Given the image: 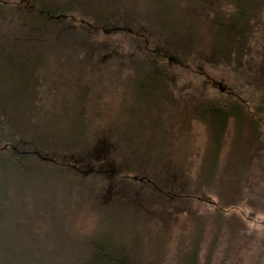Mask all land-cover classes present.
Segmentation results:
<instances>
[{
	"label": "trees",
	"instance_id": "16d2710c",
	"mask_svg": "<svg viewBox=\"0 0 264 264\" xmlns=\"http://www.w3.org/2000/svg\"><path fill=\"white\" fill-rule=\"evenodd\" d=\"M224 4L0 0V264H61L64 256L57 247L61 250L60 238L69 229L65 217L47 223L38 219L33 226L29 208L76 199L81 182H98L119 212L103 223L98 235L88 237L85 253L72 252L66 264L79 259V264H160L169 250L168 208L172 216H185L168 264H214L221 241L230 243L247 229L236 210L245 200L247 171L262 140L260 105L242 102L230 90L190 103L196 107L192 117L204 125L206 135L192 183H181L178 174L176 178V161L168 151L176 123L170 121V102L176 96L173 67L188 61L231 67L245 61L254 45H264V0ZM100 33L103 39L97 37ZM73 41L82 49L78 54L65 51L64 43L73 47ZM201 43L213 56L199 52ZM128 51L143 78V97L155 100L161 114L160 126L149 130L150 140L142 132L135 137L148 145L160 139L158 156L147 155L144 162L141 146L109 154L98 135L88 149L85 126L55 130L36 119L46 105L47 74L57 76L62 61L68 69L77 60L84 71L88 59L104 64ZM41 140H59L62 148ZM258 209L264 214V203Z\"/></svg>",
	"mask_w": 264,
	"mask_h": 264
},
{
	"label": "rangeland",
	"instance_id": "374dc122",
	"mask_svg": "<svg viewBox=\"0 0 264 264\" xmlns=\"http://www.w3.org/2000/svg\"><path fill=\"white\" fill-rule=\"evenodd\" d=\"M215 5L225 8L224 0H215ZM151 15L149 11V16ZM97 37L103 39L104 34L100 33ZM200 37L202 42L204 36ZM69 43H64L65 51L78 54L82 50L77 41H73V47H70ZM204 44L208 45L207 41ZM261 44L259 42L254 45L253 53L245 61L232 64L231 67L208 64L199 66L198 62L188 61L182 66H174L172 70L176 78V96L173 97L174 101L170 102V121L176 123L168 151L172 154L169 156H173L172 159L176 161L175 176L178 178L177 174L179 175L181 183H192L206 140L204 125L192 117L196 111V107L190 104L192 101L201 104L219 98L223 92L230 90L238 94L242 102L260 105L262 108L259 114L262 140L257 150L258 156L254 158V165L247 171L249 179L245 200L236 210L245 221L247 229L240 231L230 243L226 238L221 241L214 264H264V214L258 212V208L264 203V45ZM199 46V52L204 51L205 55L213 56V50L206 51L203 43ZM131 54L128 51L127 58L116 57L104 64L96 59H88L89 64L83 67L84 71L80 70L77 60H72L73 68L68 69L67 63L62 61L61 72L57 76L47 74L49 87L46 105L36 119L44 121L45 127L51 126L55 130L72 125L85 126L88 131L85 140L88 149L97 143L94 138L98 135V140L103 139V146L109 154H114L122 147L131 151L136 146H141L144 162L148 160L147 155L158 156L161 140L155 138L152 145L146 142L150 140V128L154 124L160 126L157 119L161 114L155 100L149 101L143 97L139 89L143 78L137 72ZM177 103L180 104L179 108ZM136 132H142L143 137L147 136L148 140H137ZM157 135L158 133L156 137ZM41 141L62 148L59 140ZM96 184L81 182L77 186L76 199H61L57 203L52 201V204H49L50 201H44L29 208L33 226L38 225V219L47 223L61 215L65 217L69 229L65 230L66 234L60 238L61 250L57 247V250L62 252L61 258L64 256L61 264L68 263L66 258H71L72 252L85 253L87 245L90 244L88 237L91 234L98 235L103 223L119 212L118 208L111 207L107 190H101L98 182ZM167 211L170 216L167 220L169 234L166 240L169 250L164 252L163 262L160 264L170 262V256L176 251L173 246L176 245V239L185 224L183 214L172 216V210L168 208ZM157 221L161 225V219ZM28 230L31 231L30 228ZM227 244L231 245L230 251H226ZM79 260L74 264H79ZM0 261L4 259L1 258Z\"/></svg>",
	"mask_w": 264,
	"mask_h": 264
}]
</instances>
